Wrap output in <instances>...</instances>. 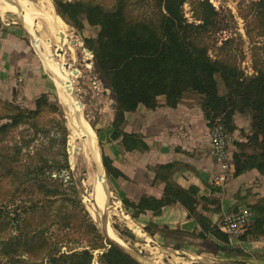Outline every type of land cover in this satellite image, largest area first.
Masks as SVG:
<instances>
[{
  "label": "rangeland",
  "instance_id": "1",
  "mask_svg": "<svg viewBox=\"0 0 264 264\" xmlns=\"http://www.w3.org/2000/svg\"><path fill=\"white\" fill-rule=\"evenodd\" d=\"M83 1L99 4L107 10L114 9L118 4V0ZM126 1L134 18L151 17L155 11L154 0ZM203 1H185L184 16L189 23L200 24L197 21V14L200 10L199 3ZM258 2L259 0H209V3L216 9L217 16L213 26L203 37L204 43L209 48L210 56L214 60L219 59L237 66L247 76H254L260 70H264V13L260 12ZM23 4L25 8L30 5L31 14L38 20L35 30L38 25H41L45 37L53 41L50 51L46 53L41 50L34 43L35 34L33 35L25 28L17 11L11 9V12L7 13L18 27L26 29L28 34L25 33V37L29 44L34 43L37 51L42 55L44 53L41 56L49 81V91L45 94L49 104L42 109L40 114L31 117L25 124L0 133V210L4 214H12L11 216L16 212L18 214L28 213L21 217L30 216L32 221L35 218V222L29 225L32 224V227L36 229L35 232H39L40 236L52 239V247L57 241L66 240L62 244L63 249H60V245L59 249H56L62 252L83 251L91 249L93 244L95 246L98 241L92 232L93 227L105 240L110 241L103 233L102 225L107 223L116 235L113 234L114 237L122 239L128 247L125 249L133 253L141 264H264V249L220 250L211 246L209 249H197L193 252V249L159 248L147 238L144 229H141V231L144 230L143 233H139L132 228L133 225H137L127 215L121 198L111 186L107 173L106 176L104 174V178L111 194L105 200L104 210L106 211L102 212L98 209L97 217H92L82 195L87 193L86 196H89L88 193H93L98 165H88L82 155L75 163H72L69 150L73 134L70 124L71 113L64 104L52 72L45 61L46 56L56 54L55 45H60L57 35H51V33L54 34L51 31L53 25L48 21L50 16L54 17L58 14L53 0H23ZM66 24L69 28V43L64 47L65 55L61 56L64 58L65 68L69 67L72 72L73 69L79 71L78 75L73 72L70 78V88L75 90L78 103L82 104L80 107L84 120L97 137L99 159L102 164L101 156L104 154L101 151L98 136L101 131L107 129L110 123L108 114H113V107L117 104L113 91L96 66L94 56L89 54L85 46V40L97 38L100 29L89 26L87 22H85L83 31L77 30L69 23ZM219 86L221 93L226 94L227 90L220 79ZM37 100L32 106L18 100L13 102L0 100L2 101L0 102V128L6 123H11L10 115L17 112L5 103L20 106L26 111H35ZM66 164L68 168H65ZM89 175L93 178L90 185L87 183ZM118 203L120 211H115ZM252 214L254 216V213ZM2 219L6 222L9 217L2 216L0 220ZM16 226L17 221L11 225L10 228L13 227L11 231L4 234L3 238L0 237V249L4 238L9 240L19 235V232L13 230ZM34 228H29V231L31 229L34 231ZM105 233L115 240L109 235L108 229H105ZM254 238L257 237H251L249 241L256 240ZM178 239L181 240L182 237ZM113 246L118 247L114 243ZM48 251L49 249H46L38 253V256L23 254L21 259L25 262L24 264H49L46 259ZM103 252V250H94L95 259L92 264H98L97 259ZM0 264H9L1 254Z\"/></svg>",
  "mask_w": 264,
  "mask_h": 264
},
{
  "label": "trees",
  "instance_id": "2",
  "mask_svg": "<svg viewBox=\"0 0 264 264\" xmlns=\"http://www.w3.org/2000/svg\"><path fill=\"white\" fill-rule=\"evenodd\" d=\"M185 1L154 0L155 11L147 18H134L126 0H118L112 10L83 0H53V3L58 16L77 30L83 31L85 22L100 29L97 38L85 40V46L93 53L96 66L116 99L112 140L121 139L127 151L146 149L141 138L121 130L125 113L135 112L141 105L155 110L160 106L161 97L166 100L165 106L176 109L187 93H193L202 97V111L210 128L220 117L227 131L232 133L234 115L251 114L252 135L248 137V143L240 145V151L234 154V177L252 170L264 175V70L247 76L237 66L214 60L203 37L213 26L217 11L209 0H204L199 3L197 14L200 24L189 23L184 16ZM258 8L264 13V0H259ZM219 79L224 83L226 94L220 91ZM5 104L17 112L10 115L11 123L3 125L0 133L25 124L31 117L40 114L49 101L47 95H42L36 101L35 111ZM102 159L108 176L117 179L123 177L110 159L105 155ZM65 168H68L67 164ZM173 168V165L162 166L160 171L170 172ZM198 194L196 188L184 190L167 181L163 199L145 197L138 204L126 198L121 201L128 212L133 210L136 214H142L152 211L157 216L164 207L179 201L192 217L197 214ZM211 204L216 205L217 202L211 201ZM251 209L254 221L241 240L264 237V199ZM26 214L16 212L11 216L0 210V219L2 216L9 217L6 222L0 220V237L12 230L13 227H10L15 221L17 226L13 230L19 232L17 237L4 238L1 242L0 254L9 264H24L21 259L23 254L38 256L46 249H49L46 257L49 264H92L94 250L104 251L97 259L98 264H140L121 248L113 246L111 241L105 240L95 227L92 232L98 243L93 244L91 249L58 251L59 245L63 249L62 244L66 240L57 241L52 247V239L40 236L32 224L29 225L35 222V218L32 221L30 216L21 217ZM199 223L205 233L211 232L223 242H228V237L217 228L211 229V221L205 216H200ZM29 228H34V231H29ZM145 231L150 232V228Z\"/></svg>",
  "mask_w": 264,
  "mask_h": 264
},
{
  "label": "crops",
  "instance_id": "3",
  "mask_svg": "<svg viewBox=\"0 0 264 264\" xmlns=\"http://www.w3.org/2000/svg\"><path fill=\"white\" fill-rule=\"evenodd\" d=\"M7 13L2 15L0 11V100H18L32 106L49 91L43 55L37 51L35 41L31 45L27 41L26 29L18 27ZM201 101V96L187 93L177 108L171 109L161 97L160 106L155 110L141 105L137 111L125 113L121 130L138 136L146 144V149L134 151L125 150L121 139L111 138L117 112V106L113 107V114H108L107 129L98 136L101 151L123 175L118 179L108 176L111 186L121 199L135 204L145 197L163 199L167 181L184 190L196 188L199 191L197 214L192 217L179 201L164 207L158 216L152 211L142 214L126 211L139 228H150L145 235L161 249H193V252L211 246L214 249H264V237L241 240L248 230L239 238H232L220 229L225 217L232 213L246 209L253 213L251 207L264 199V175L252 170L239 177L233 174L224 186L214 184L219 166L213 156L210 127ZM232 126L234 158L240 145H246L252 135L251 114H235ZM167 165L174 166L172 171H160V167ZM211 201L217 204L212 205ZM201 215L211 221L212 230L217 228L228 237L227 243L203 231L199 223Z\"/></svg>",
  "mask_w": 264,
  "mask_h": 264
},
{
  "label": "bare ground",
  "instance_id": "4",
  "mask_svg": "<svg viewBox=\"0 0 264 264\" xmlns=\"http://www.w3.org/2000/svg\"><path fill=\"white\" fill-rule=\"evenodd\" d=\"M42 3L43 2L41 1V5H43ZM36 5L38 6V4ZM24 6L25 4H23V0H0V11L2 12V15L3 13L11 12V9L16 10L17 14L20 15L21 17L22 23L25 26V28L28 29L30 32H32L33 35L35 34L33 36L35 43L40 47L41 50H44L47 53V51L53 46V41L45 37V35L43 34V28L41 27V25L40 26L38 25L36 28L37 30H35V27L38 24L37 22L38 20H36L37 18L35 19L33 15L31 14L30 12L31 10L29 8L30 5L29 6L27 5V8H25L26 6L25 7ZM45 7H47V5ZM47 19L48 18H46V20ZM48 21L50 24L53 25L51 31L54 34L51 33V35H55V34L57 35L58 41H60V45H57V44L55 45L56 54L46 56L47 58H45L46 59L45 61H46L47 67H49V69L52 72V75L54 77V82L57 88L59 89V92L64 101V104L66 105V107L69 109L71 113L70 114V124L73 129V134H72V137L69 143V150H70V155H71L70 158H72V163H75L77 158L80 155H82L85 157L88 165H91V164L98 165V171L95 173L96 183H95V188L93 189L94 191L92 194L88 193L89 196L85 195L83 197L84 203L86 204L92 217L96 218L98 209L102 212L106 211L104 210L106 208L105 200L107 199L108 195L110 196L111 193L109 192L106 186V183H105L106 181L104 178L103 165L100 164L97 137L95 136L94 132L91 131V129L87 125V122H85L84 120L82 109L79 106L78 98L76 96L75 90H73V88H70V85H71L70 78H72L73 72L70 69H67V67L65 68V65L63 63L64 58L63 56H61L65 53L64 47H66L67 44L69 43L68 42L69 28L67 24L57 15H54V17L50 16ZM101 176L103 177L102 178L103 180L101 179ZM92 181H93V178L89 175V179L87 183L90 185ZM103 184L105 185L103 186ZM95 201H97L98 206L95 205L94 203ZM116 205L117 206H116L115 211H120L119 203ZM102 226L104 228V225ZM132 228L139 233H143L135 225H133ZM105 229H108L109 235L112 236V238H115L116 241L113 240L115 243H117L118 245H121L124 248L125 247L128 248L127 244L122 239H120L119 237H114L115 234L112 232V229L109 224H107V227ZM147 264H150V263H147ZM182 264H185V263H182Z\"/></svg>",
  "mask_w": 264,
  "mask_h": 264
},
{
  "label": "built area",
  "instance_id": "5",
  "mask_svg": "<svg viewBox=\"0 0 264 264\" xmlns=\"http://www.w3.org/2000/svg\"><path fill=\"white\" fill-rule=\"evenodd\" d=\"M2 43L0 41V53ZM210 137L214 159L219 166V172L214 178V184L224 186L235 171L234 159L231 152V135L226 129L222 118L215 119L210 129ZM254 216L250 210H242L225 217L220 229L232 238L242 236L253 224ZM141 230V228L138 227Z\"/></svg>",
  "mask_w": 264,
  "mask_h": 264
},
{
  "label": "water",
  "instance_id": "6",
  "mask_svg": "<svg viewBox=\"0 0 264 264\" xmlns=\"http://www.w3.org/2000/svg\"><path fill=\"white\" fill-rule=\"evenodd\" d=\"M88 52H89V54L90 55H93V53L91 52V51H89L88 50ZM94 56V55H93ZM67 69H69V67H67ZM73 72H74V74L75 75H77L78 74V71L76 70V69H73ZM79 106H81L82 107V104L80 103L79 104ZM101 159H102V156H101ZM103 160V159H102ZM102 165H103V161H102ZM103 171H104V174H105V176H106V170H105V168H104V165H103ZM103 177L101 176V179H102ZM103 180V179H102ZM105 184H103V186H104ZM85 195H87V193H84L83 195H82V198L85 196ZM95 203V205L96 206H98L97 205V201H95L94 202ZM105 221H107V217H105ZM107 227V223H105L104 224V230H103V233H104V235L107 237V239H109L111 242H113L114 244H116L118 247H120L126 254H128L129 256H131L133 259H135L137 262H139L137 259H136V257H135V255L133 254V253H131V252H129L128 250H126L124 247H122L121 245H118L117 243H115L109 236H107L106 235V233H105V228ZM140 263V262H139ZM141 264V263H140Z\"/></svg>",
  "mask_w": 264,
  "mask_h": 264
},
{
  "label": "flooded vegetation",
  "instance_id": "7",
  "mask_svg": "<svg viewBox=\"0 0 264 264\" xmlns=\"http://www.w3.org/2000/svg\"><path fill=\"white\" fill-rule=\"evenodd\" d=\"M69 65H71V64H69ZM78 73H79V71H78ZM78 75V74H77Z\"/></svg>",
  "mask_w": 264,
  "mask_h": 264
}]
</instances>
